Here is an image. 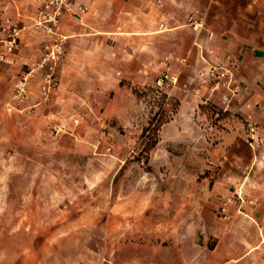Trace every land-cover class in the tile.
<instances>
[{
  "label": "rangeland",
  "instance_id": "obj_1",
  "mask_svg": "<svg viewBox=\"0 0 264 264\" xmlns=\"http://www.w3.org/2000/svg\"><path fill=\"white\" fill-rule=\"evenodd\" d=\"M58 34L63 54L46 95L48 64L39 66L53 37L43 30L22 31L0 64V264H219L225 243L239 238L238 227L227 229L235 192L264 154L248 146L260 126L257 102L243 112L232 106L245 90L237 56L209 54L192 71L168 52L160 59L171 69L123 80L105 101L94 92L98 79L80 85L63 73L68 37ZM210 66L229 69L242 88L228 106ZM163 73L175 84L156 85ZM27 74L24 99L13 100ZM228 199L232 217L223 220L218 209Z\"/></svg>",
  "mask_w": 264,
  "mask_h": 264
},
{
  "label": "crops",
  "instance_id": "obj_2",
  "mask_svg": "<svg viewBox=\"0 0 264 264\" xmlns=\"http://www.w3.org/2000/svg\"><path fill=\"white\" fill-rule=\"evenodd\" d=\"M69 2L71 12L60 20L59 29L68 37L61 69L73 82L83 85L84 78L98 79L101 89L95 94L112 101L111 91L123 89V80L139 83L142 74L170 65L160 59L168 52L178 54L179 68L192 71L205 66L209 54L212 59L234 54L245 90L232 106L243 112L248 103L257 102L260 126L250 129L248 146L264 148V0ZM32 6L31 0H16L7 5L5 15L23 25L34 14ZM25 42L24 36L20 44ZM251 163L254 173L240 183V192L255 204L242 213L232 212L234 217L229 211L233 221L227 229L238 227L239 238L235 244L225 243L229 250L218 258L219 264H264V154L255 155ZM249 229L256 231L255 238L248 237ZM218 247L217 241L215 250Z\"/></svg>",
  "mask_w": 264,
  "mask_h": 264
},
{
  "label": "built area",
  "instance_id": "obj_3",
  "mask_svg": "<svg viewBox=\"0 0 264 264\" xmlns=\"http://www.w3.org/2000/svg\"><path fill=\"white\" fill-rule=\"evenodd\" d=\"M16 0H0V62H6L7 57L13 55L18 48L19 34L24 30L34 29L43 30L49 36L53 37V43L47 48V52L43 57L42 63L48 64V72L43 80L41 87L43 95H46L51 87L55 86L54 78V66L60 60L63 54V42L65 37H62L59 33L60 20L68 13L71 12L69 0H31L35 5L34 14L29 18V23L26 25L16 26L5 15L7 5L13 3ZM167 59H164L161 63L166 64ZM30 74L25 75L21 81L15 85V93L13 100L22 101L25 97V84ZM207 76L212 78L215 82L213 90L223 89L220 101L228 106L231 101L237 97L242 88L240 84L233 78L229 69L223 67L210 66L207 72ZM176 78L163 73L162 76L157 79L156 85H174ZM236 193L238 200L237 211L242 213L243 206L253 207L254 202L244 199L240 193ZM231 205V200L221 202L219 206V214L223 219L228 218V211Z\"/></svg>",
  "mask_w": 264,
  "mask_h": 264
},
{
  "label": "trees",
  "instance_id": "obj_4",
  "mask_svg": "<svg viewBox=\"0 0 264 264\" xmlns=\"http://www.w3.org/2000/svg\"><path fill=\"white\" fill-rule=\"evenodd\" d=\"M165 97V96H164Z\"/></svg>",
  "mask_w": 264,
  "mask_h": 264
}]
</instances>
